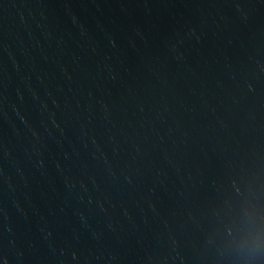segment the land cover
<instances>
[{
	"label": "water",
	"instance_id": "95a60500",
	"mask_svg": "<svg viewBox=\"0 0 264 264\" xmlns=\"http://www.w3.org/2000/svg\"><path fill=\"white\" fill-rule=\"evenodd\" d=\"M15 264H264V0H190Z\"/></svg>",
	"mask_w": 264,
	"mask_h": 264
}]
</instances>
